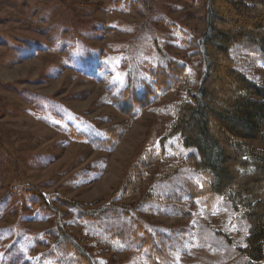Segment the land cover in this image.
Returning a JSON list of instances; mask_svg holds the SVG:
<instances>
[{
	"label": "rangeland",
	"instance_id": "obj_1",
	"mask_svg": "<svg viewBox=\"0 0 264 264\" xmlns=\"http://www.w3.org/2000/svg\"><path fill=\"white\" fill-rule=\"evenodd\" d=\"M208 5L0 0V264H246L237 248L249 223L221 195L192 197L205 178L181 163L194 149L168 133L174 105L201 81ZM232 56L264 85L255 48L238 42ZM171 64L189 83L158 92ZM25 187L49 195L63 232ZM54 194L94 216L65 211Z\"/></svg>",
	"mask_w": 264,
	"mask_h": 264
},
{
	"label": "trees",
	"instance_id": "obj_2",
	"mask_svg": "<svg viewBox=\"0 0 264 264\" xmlns=\"http://www.w3.org/2000/svg\"><path fill=\"white\" fill-rule=\"evenodd\" d=\"M248 16L254 19L251 26L245 21ZM238 42L255 48L264 59V0H209L207 26L196 53L205 65L201 81L195 90L188 86L185 96L174 105L168 133H177L184 148L194 149L181 163L199 170L205 178L201 189L194 185L192 197L201 193L221 195L241 210L249 228L245 246L237 251L246 257V264H256L264 257V85L236 66L232 47ZM169 66V70L164 69L168 74L164 70L157 73L158 92L189 83L182 66ZM156 93L146 92L144 103ZM137 103L140 101L135 99L131 106L124 105L125 111L130 113ZM253 140L259 142L258 147L250 142ZM150 160L147 158V162ZM138 169L142 173L141 167ZM23 191L44 216L57 217L63 232L58 217L61 211L49 195L31 187ZM60 196L54 194L53 198L65 211L74 209L94 216L95 208ZM111 204L107 209L117 213L123 210ZM66 243L73 246L70 240ZM73 247L88 260L85 253Z\"/></svg>",
	"mask_w": 264,
	"mask_h": 264
}]
</instances>
